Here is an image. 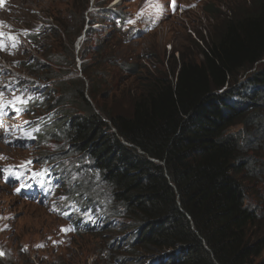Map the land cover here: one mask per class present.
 Returning <instances> with one entry per match:
<instances>
[{
  "label": "trees",
  "instance_id": "trees-1",
  "mask_svg": "<svg viewBox=\"0 0 264 264\" xmlns=\"http://www.w3.org/2000/svg\"><path fill=\"white\" fill-rule=\"evenodd\" d=\"M79 6L73 9L81 12ZM210 8L218 24L206 34L196 30L198 40L191 36L195 54L181 51L141 72L131 115L94 103L82 81L75 87L68 80L70 70L41 69L60 82L62 103L82 114L69 135L92 150L115 184L134 217L130 232L141 230L132 245L124 237L133 248L125 259L145 248L148 255L176 253L165 264H253L264 253L262 223L243 207L242 174L255 168L227 130L245 116L241 103L231 101L239 90L234 83L264 59V0ZM91 73L93 90L109 99L100 75ZM258 86L264 90V80ZM258 127L264 128V116Z\"/></svg>",
  "mask_w": 264,
  "mask_h": 264
},
{
  "label": "clouds",
  "instance_id": "clouds-1",
  "mask_svg": "<svg viewBox=\"0 0 264 264\" xmlns=\"http://www.w3.org/2000/svg\"><path fill=\"white\" fill-rule=\"evenodd\" d=\"M123 1L107 0L106 3H101L96 2V0H85V4L74 1L63 15L65 18L70 15L71 18H77L81 21V29L77 33L74 42V62L71 71L76 74L73 82L82 81L86 88V96L93 99L94 103L98 101L94 100V96L101 99L104 98L105 94L99 96L93 90L94 81L91 71L100 75L102 81L100 88L106 89V98L119 91L121 89L119 87L131 78L135 77V79L139 78L140 80L143 74H137H141L144 71L140 70L146 68V65H143V60L146 61L149 56H154L152 60L154 65L149 64V67L153 68L158 58L156 59L157 56L147 51L146 48H139L137 43L160 31L167 19L181 18L198 9L201 5V0H176L177 7L169 10L170 0H159L160 3L165 5L167 11L160 10L158 13H153L152 7L146 3V0H128L132 1L130 3H135L131 10H126L124 9L126 6H121ZM74 5H80L81 12L74 10ZM228 6L230 4L223 5L224 8ZM24 9V6L19 7L17 13L18 20L16 22L21 26V29L24 31H28L27 29L38 31L36 28L40 25L42 27L41 31L30 37V44L34 48L33 51H29L28 58H26L27 52L25 55L23 51L14 54L16 60H20V64L23 66L21 90L25 93H32L33 88H35L44 92L43 100H32L29 102V106L38 107L33 109L34 118L39 117L40 114H43L41 117H48L47 134L51 141H56L52 142L57 150L50 157L45 156V154L38 156L36 151L31 149H25L27 151L22 152L20 155L19 150L28 148L27 144L21 145L19 141H10L11 143L7 144L0 137V146L4 148L2 154L6 156L5 158L0 155V164L10 162L21 167L27 161L25 158L29 157V161H31L26 167H21L20 174L24 173L21 176L23 181L7 178L5 176L6 171V173L0 175V182H2L0 186L8 190L15 200L21 201L22 205H28L31 200L40 198L43 201L40 205L41 209L48 212L50 216L59 217L60 214H57L58 209L63 204L69 203L75 213L85 210L90 214L99 215L100 221H103L104 217L120 218L121 224L115 221L112 222L113 232L118 231L122 225L123 235L137 242L141 230L136 229L133 233L130 232L132 228H129V226L133 224L134 217L131 216L128 208L118 198L115 184L104 174V168L91 153L92 150L90 152L87 148L77 145L75 139L69 135L68 128L79 118H83L82 114L73 104L62 103L60 99L62 95L60 82L54 79L51 76L52 74L44 76L41 71L42 68H48L50 71L64 72L60 71L64 66H71L66 52L62 49V42L69 40L71 37L70 31L64 25L66 20L60 18L57 13L31 7H26L27 12L24 14ZM204 10L206 16L212 18L215 22L213 16L211 17L209 8L204 7ZM40 15L41 17L36 20L35 17ZM2 19L8 22L4 18ZM130 21H134V23ZM196 30H199L197 26L192 29V32L198 35ZM50 31L55 33V38L49 35ZM103 31L107 32L102 38L99 34ZM61 53H64L66 59L63 57L60 60L58 54ZM171 54L166 57L165 62L173 59ZM172 57H175V55ZM29 61L31 62L28 63ZM107 62L120 70L110 71V66L106 67ZM262 80H264V59L237 78L234 84L239 86V90L237 94L231 95V101L241 103L240 107L245 116L241 121L239 120L228 127L227 130L238 138L241 150L249 159V166L255 168L252 173L246 170L242 174L243 182L247 186L243 189V207L250 208L256 214L257 219L262 223L264 232V208L258 207L260 200L253 195L250 189L254 183L258 182L259 178L264 181V128L258 127L261 116H264V90L258 86L262 83ZM226 88H230V83L222 90H226ZM3 132L4 130L1 129V136H3ZM39 148L41 147L37 149ZM4 169L7 168H0L3 171ZM43 169L49 171L43 177V186H41L39 183L40 177L33 178L31 170L39 173ZM95 174H98L99 177L97 178ZM3 179L7 181L4 182ZM22 184L28 186L23 187L19 194L14 195L15 189L20 188ZM30 193H33V195H30ZM4 213L7 214V211L0 209V214ZM4 222L0 217V264H20V260L23 259H28L29 264L52 263L49 260V255L44 251V247H38L41 244L37 241L32 243V248L27 242H20L16 247L10 246L9 239H6V237L9 229L11 230V225L8 223L7 218L4 219ZM62 222H52L51 228L47 231H51L57 224ZM62 228L66 227L63 226ZM79 232L82 231L79 229ZM63 235L66 238L67 231H63ZM73 240L67 244L66 250L72 246ZM60 251L62 252V249ZM141 251L142 255L131 256L129 261L123 264H165L171 261L172 256L175 257L176 255V253L172 255L171 251L165 249H157L155 254L152 255H148L145 248H142ZM40 256H42L41 259H39ZM121 259V257L118 258L116 263H120ZM259 259H263V261L257 262ZM65 264H73L70 256L66 255ZM253 264H264V253L262 256L255 257Z\"/></svg>",
  "mask_w": 264,
  "mask_h": 264
},
{
  "label": "rangeland",
  "instance_id": "rangeland-1",
  "mask_svg": "<svg viewBox=\"0 0 264 264\" xmlns=\"http://www.w3.org/2000/svg\"><path fill=\"white\" fill-rule=\"evenodd\" d=\"M74 1L85 4V0H23L21 3H18V7H25L23 11L24 14H26L27 12L26 7H31L34 9H41L50 13H57L58 16L63 19L65 18L63 16L64 12L70 8L71 4ZM125 1L128 0H124L121 3V6H126L124 7V9L126 10L133 9L135 3H130L132 1ZM237 1L239 0H201V5L198 9H195L191 11L190 14L184 15L178 19H167L160 28V31H157L150 37L145 38L140 43H137V45L139 48H146L147 51L155 54L157 56L156 59L158 58V61H156L155 64H158V66H161L163 63L166 64V57H168L170 53H172L171 58H173V55L178 58V53H180L181 51L191 56L197 52V49L188 40L191 38V36L194 37V40H198V35H195L192 32V29L197 26L198 29L201 30L203 27V29H205L203 30V32L209 33L212 31L214 25L218 24V22L214 23L212 18L206 16L207 14L204 10V7L209 8V10L211 11L210 6L213 8V10L216 6H218L219 9L227 11L228 7L224 8L223 5H228ZM96 2L106 3L107 0H96ZM212 16L213 12L211 11V17ZM9 17L11 18V20H13L11 16ZM40 17L41 15L36 16L35 19L37 20ZM64 20H66L64 22V25L70 31L71 37L69 40L62 42V49L66 52L68 61L71 66H64L60 71L71 70V67H73L74 42L76 40L77 33L81 29L80 19L71 18L70 15H67ZM106 32L107 31L100 32L99 36L103 38ZM49 35L52 38H55V33L53 31ZM153 59L154 56H149L148 60H143V65H146V68H150L149 64L154 65V63H152ZM17 61L19 60H16V62ZM75 61L77 62L76 58ZM107 66H110V71L120 70L119 68H114V66H112L110 62L106 63V67ZM146 68H142L140 71L145 72ZM137 75L141 74L138 73ZM75 78L76 74H73L68 78V80L73 82ZM138 83L139 78L135 79V77H133L124 85L119 87L121 88L119 91H117L116 93H112L109 99L98 98L97 100L100 101L101 104L108 109H113L114 112H118L120 110L127 115H131V98L133 92L139 86ZM77 85L78 83L75 84V87H77ZM56 87H58V85H56ZM19 154L21 155V153ZM7 170L8 169H4V171H0V175L1 173H6ZM250 189L253 195L260 200V204L258 205V207L264 208V181H261V179L259 178L258 182L254 183L250 187ZM0 196L2 197L0 199V209H4L5 211H7V214H0V217L3 219V223H5L4 219L7 218L8 223L11 225V230L9 229L8 236L6 237V239H9V245L12 247H16L20 242H27L31 246L34 241H37L43 246L44 242L40 239V237L48 234L47 230L51 228V223L54 222L57 218L54 216H50L49 213L42 210L40 205L36 203V200L38 199H35V203L30 201L28 205H22L21 201L15 200L11 196L10 192L4 189L3 186H0ZM66 228L69 227L66 226ZM58 239L59 242L63 244L64 249L62 250V252L60 251L61 253L59 254V256L50 259V261H52V263L54 264H65L66 255L71 257V263L73 264H114L113 262L109 263L110 256H102L101 248L106 242L105 245H107V243H111L113 252L119 251L118 246H116L117 241L112 242V240L115 239H112L105 234H102L101 237H88L82 235L77 239V236L73 235L69 230L67 231L66 238L62 234ZM71 240H73V244L68 250H66L67 244ZM102 240H105V242H103ZM122 241L123 240H121V243ZM41 258L42 256L39 257V259ZM20 261V264H29L28 259H23ZM261 261H263V259L257 260V262ZM117 264H123V262L121 261Z\"/></svg>",
  "mask_w": 264,
  "mask_h": 264
},
{
  "label": "bare ground",
  "instance_id": "bare-ground-1",
  "mask_svg": "<svg viewBox=\"0 0 264 264\" xmlns=\"http://www.w3.org/2000/svg\"><path fill=\"white\" fill-rule=\"evenodd\" d=\"M113 1L118 2L120 0H113ZM14 2L16 6H18V2L16 0ZM4 14H6L7 16H12L11 13L9 12H5ZM51 32L52 31H50L49 34ZM11 62H16V61H11ZM68 75L69 77L73 75L71 70ZM37 199L38 200H36V203L38 205H41L43 201L40 198H37ZM31 202L35 203V200H31ZM57 214H60V216L56 217L57 219L54 222L56 223H59L62 221L63 222L61 224H57V226L51 231H49L48 234L44 235L43 237H40V239L44 242V245H43L44 251L49 255L50 259L53 257L59 256V254L61 253L60 250L64 249L63 244H61L58 239L63 234V231L61 230L62 227L67 226L71 228L72 226L73 230H70V231L73 235H76L77 237L82 236V235L88 236V237L90 236L101 237L102 234H105L109 236L110 238L115 239V240H112V242L117 241L116 246H118L119 251L113 252L111 248V243H107V245H105L106 243L105 240H102L105 243L103 244L102 248L100 247L102 250V253H101L102 256H110L109 263L113 262L114 264H117L116 260L118 262V258L120 257L122 258L121 261L123 263H127L129 261L130 258L125 259V256H126V252L131 251L133 249L130 246V244L132 245L133 243V239L131 240L130 244H128V242L124 240L125 236L123 235L122 225L119 227L118 231L113 232L112 222L115 221L116 223L121 224L120 218L104 217L105 219L103 221H100V216L97 214H90L89 212L75 213L73 211V208H71V205H69V203L63 204L58 209ZM87 217H90V219ZM79 229L82 232H79ZM121 240H123L122 243H121ZM43 264H54V263H43Z\"/></svg>",
  "mask_w": 264,
  "mask_h": 264
},
{
  "label": "snow or ice",
  "instance_id": "snow-or-ice-1",
  "mask_svg": "<svg viewBox=\"0 0 264 264\" xmlns=\"http://www.w3.org/2000/svg\"><path fill=\"white\" fill-rule=\"evenodd\" d=\"M146 3H148L149 4V6L150 7H152V11H153V13H158L160 10H161V6L156 2V0H146ZM170 3H171V6H175V4H174V0H170ZM143 11V10H142ZM139 15V14H138ZM130 22H132V23H134V21H130ZM0 35H2V34H0ZM12 39H14L15 40V38L13 37ZM16 45L14 44L13 45V47H15ZM3 47V45H0V48H2ZM18 63V62H17ZM5 87H8V86H5ZM33 98L32 97H29V98H27V99H24V98H22L21 96H17V97H15V101H10L9 102V105L10 106H13V108H14V112H16V113H19V112H23V111H25L26 110V107H24V106H26L27 105V103H29L31 100H32ZM16 102H19V104L20 105H22L21 107H16L15 106V104H16ZM3 105H0V114H2L3 113ZM31 122H25V124H30ZM40 131V128H36V129H34V130H32V132H26L22 137H20L21 139H35V133H38ZM6 142H8V143H11L10 141H6ZM31 163V161H28V162H25V165H22L21 167H26L28 164H30ZM16 166H13V168H15ZM0 171H2V170H0ZM32 171V176H33V178H35V177H37V176H39L40 177V181H39V183L41 184V186H43V177L44 176H46L47 174H48V169H43V170H41L39 173H37L35 170H31ZM10 175H13L14 176V178L16 179V180H20V178H21V176L22 175H24V173H21L20 175H15L14 173H10ZM26 186H28V185H26V184H22L21 185V187L20 188H16L15 189V192L18 194V193H20L21 192V190H22V188L23 187H26ZM62 199H64L63 197H62ZM55 210V209H54ZM87 218H89L90 219V217H87ZM62 231H69V230H73V229H71V228H62L61 229ZM55 243V242H54ZM40 246H42V245H38V247H40ZM26 250V249H25Z\"/></svg>",
  "mask_w": 264,
  "mask_h": 264
}]
</instances>
